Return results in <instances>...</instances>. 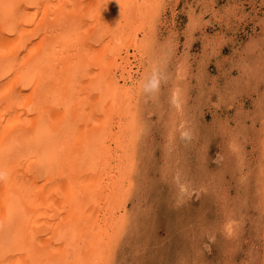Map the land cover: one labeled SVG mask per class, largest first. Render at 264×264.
<instances>
[{
  "label": "bare ground",
  "instance_id": "obj_1",
  "mask_svg": "<svg viewBox=\"0 0 264 264\" xmlns=\"http://www.w3.org/2000/svg\"><path fill=\"white\" fill-rule=\"evenodd\" d=\"M160 14L158 0H0V264H116L129 227V194L143 161L145 85L159 75L160 57L153 51ZM173 88L168 97L177 115L185 106L182 90ZM178 121L171 125L174 132ZM262 156L258 176L264 179ZM259 221L264 264V218ZM222 224L223 233L234 236L231 220Z\"/></svg>",
  "mask_w": 264,
  "mask_h": 264
},
{
  "label": "rangeland",
  "instance_id": "obj_2",
  "mask_svg": "<svg viewBox=\"0 0 264 264\" xmlns=\"http://www.w3.org/2000/svg\"><path fill=\"white\" fill-rule=\"evenodd\" d=\"M158 4L161 14L153 53L160 57L157 69L159 87L155 92L149 91L148 95L147 107L151 111L145 112L144 137L138 158L139 161L143 159V163L140 162L136 170L135 184L129 194V227L123 234L129 242L122 238L116 264H258L262 259L259 245L263 237V224L259 219L264 218V179L258 176L264 139V123L261 121L264 116V68H261L264 67V0H158ZM191 22H195L194 26ZM145 31L139 36L143 37ZM254 46L258 47L255 49ZM256 57H262L261 61ZM251 65L258 66L257 70ZM175 67L181 70L177 71ZM173 84L182 90L180 94L185 106L184 112L177 115L173 113L175 110L168 97L174 89ZM260 96H263L262 100ZM178 116L180 120H186L182 127ZM174 119L178 121L179 131L183 129L180 135L171 126L175 124ZM167 131H171L170 134ZM257 148L261 149L258 151ZM214 175L216 181L211 179ZM198 176H205V180L209 181V178L212 182L200 180ZM246 199H250L248 204ZM133 202L139 203L137 208L133 207ZM247 211V214L243 213ZM226 219L236 227L234 236L223 233L225 224L222 223L228 222ZM128 230L133 231V237ZM128 253H131L129 257Z\"/></svg>",
  "mask_w": 264,
  "mask_h": 264
},
{
  "label": "snow or ice",
  "instance_id": "obj_3",
  "mask_svg": "<svg viewBox=\"0 0 264 264\" xmlns=\"http://www.w3.org/2000/svg\"><path fill=\"white\" fill-rule=\"evenodd\" d=\"M146 90H150L155 92L158 88V81L156 78H152L146 85H145Z\"/></svg>",
  "mask_w": 264,
  "mask_h": 264
},
{
  "label": "clouds",
  "instance_id": "obj_4",
  "mask_svg": "<svg viewBox=\"0 0 264 264\" xmlns=\"http://www.w3.org/2000/svg\"><path fill=\"white\" fill-rule=\"evenodd\" d=\"M2 175H3V174H2V173H0V178H2Z\"/></svg>",
  "mask_w": 264,
  "mask_h": 264
}]
</instances>
